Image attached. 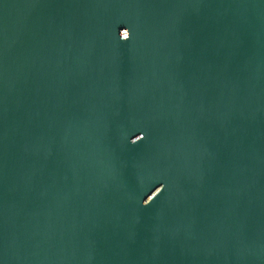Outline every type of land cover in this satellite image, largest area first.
Returning a JSON list of instances; mask_svg holds the SVG:
<instances>
[{
	"label": "water",
	"instance_id": "95a60500",
	"mask_svg": "<svg viewBox=\"0 0 264 264\" xmlns=\"http://www.w3.org/2000/svg\"><path fill=\"white\" fill-rule=\"evenodd\" d=\"M0 264H264V0H0Z\"/></svg>",
	"mask_w": 264,
	"mask_h": 264
}]
</instances>
